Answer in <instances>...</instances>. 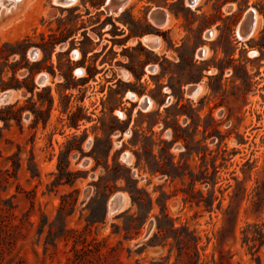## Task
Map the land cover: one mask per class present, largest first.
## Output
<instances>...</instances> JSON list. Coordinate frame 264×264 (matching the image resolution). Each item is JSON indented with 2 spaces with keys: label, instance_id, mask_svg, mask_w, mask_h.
<instances>
[{
  "label": "rangeland",
  "instance_id": "rangeland-1",
  "mask_svg": "<svg viewBox=\"0 0 264 264\" xmlns=\"http://www.w3.org/2000/svg\"><path fill=\"white\" fill-rule=\"evenodd\" d=\"M105 4L0 8V264H264V0H132L117 15ZM151 35L157 51L141 42ZM151 146L177 177L136 165ZM127 171L152 200L140 229L113 183ZM161 210L181 241L157 232Z\"/></svg>",
  "mask_w": 264,
  "mask_h": 264
},
{
  "label": "trees",
  "instance_id": "trees-1",
  "mask_svg": "<svg viewBox=\"0 0 264 264\" xmlns=\"http://www.w3.org/2000/svg\"><path fill=\"white\" fill-rule=\"evenodd\" d=\"M24 41H27V38L24 40ZM88 75H89V77H90V73H88ZM64 78H65V81H67V79H68V76H65L64 75ZM69 78H70V76H69ZM135 78L137 79V80H140V78H138V77H136V75H135ZM63 88L64 89H66V90H68V89H70L71 88V86L70 85H66L65 87L63 86ZM28 92L31 94V96H33V92H34V86H33V84H31V87H29L28 89ZM47 91H48V98H49V105H48V107H49V109L48 110H50V108L51 107H53V103H54V98H53V96L51 95V90L48 88L47 89ZM37 96L38 97H40L39 96V94H37ZM40 99V98H39ZM38 99V103L40 102V100ZM165 110H167V109H165ZM33 111H37L36 113H41L40 112V110H33ZM80 112H82V108L81 107H77L76 108V112H74V113H72V117H70V122H69V125H70V127H73V128H75V129H77L78 128V121L79 120H81L82 118H83V116L81 117H79L78 115H75V114H78V113H80ZM34 113V112H33ZM39 115V114H38ZM37 115V116H38ZM74 116V117H73ZM0 119L2 120V121H6V118H4V116H2V112L0 111ZM113 121L112 122H114L115 124H116V126H118V124H119V121H118V119H112ZM75 122V123H74ZM172 129H173V131H174V135H173V137H174V139L176 140H179V139H182L181 137L182 136H180L179 134H178V130L180 131V128L178 127V125H177V122H175L174 124H173V126H172ZM117 130V128H113L111 131L112 132H115ZM120 130V132H123L124 130L123 129H119ZM135 135L136 136H140L141 134H138V132L136 131H134L133 132V135H132V137H131V139L129 140V143H132L133 142V138H135ZM142 136V135H141ZM143 137V136H142ZM184 139V138H183ZM135 145H136V142H135ZM154 145V144H153ZM152 145V146H153ZM151 146V150L148 152L147 151V149H145V148H143V155H141L140 153H138V152H136L135 153V157H136V165L137 166H140V164H141V162L143 161V159H144V161H145V167H143V169L145 170V168H146V170L145 171H147L150 175H154V174H156V173H160V174H164V175H166L167 177H169V178H173V177H177V176H175V174H173V172L172 171H169V170H163L162 168H161V165H160V163H159V161L157 160V158H156V156H155V154L153 153V147ZM186 151L188 152V153H190V155H192V153H194V151L191 149V148H189L188 146H186ZM143 157H146V158H143ZM161 157V156H160ZM169 157L171 158L170 159V165H171V168L172 169H175L176 167H175V165H174V163H173V156H171V155H169ZM152 160L153 161V163H155L156 164V167L155 168H152L150 165H149V160ZM113 169H124L117 161H114V164H113ZM58 167H59V165H58ZM105 168L107 169L108 168V166H105ZM126 170V169H125ZM128 173H127V176H116L115 178H114V180H113V183L115 184L118 180H120V179H122V180H124V182H125V187L123 188L124 189V191H126L127 192V194L129 195V197H130V200H131V204H132V206H135L136 207V210H137V212H136V214H137V216H136V218H137V221L139 222V227H138V229H140L142 226H143V224L145 223V221H146V218H147V215H148V213L149 212H147V213H145L144 214V211H145V209H144V205H145V202H144V200H143V196H145V199L147 200V202L149 203V211L152 209V200L150 199V197L148 196V194L146 193V192H144V191H142V190H140V189H138L137 188V186H136V182H135V185L133 186V187H130L129 186V184H128V182L129 181H131V177H130V175H129V171H127ZM161 216H162V218H159V217H156V229H157V232L159 233V234H161V235H163V238H165V239H167V238H169V237H173V239L175 240V241H181V239H178V238H176V236H174L175 235V227H174V224H173V222L170 220V218L167 216V214L163 211V210H161ZM162 220H166L167 221V224H163V221ZM165 221V222H166ZM95 222H97V221H95L94 220V217H92L91 218V223H95ZM169 224V230H168V226H166V225H168ZM123 231L125 232V233H127L128 231H129V227H127V226H124V229H123ZM174 232V233H173ZM171 233H173V236L171 235Z\"/></svg>",
  "mask_w": 264,
  "mask_h": 264
},
{
  "label": "bare ground",
  "instance_id": "bare-ground-1",
  "mask_svg": "<svg viewBox=\"0 0 264 264\" xmlns=\"http://www.w3.org/2000/svg\"><path fill=\"white\" fill-rule=\"evenodd\" d=\"M130 1L132 2V0H108V1L106 0V4L103 7V9L105 10V12L107 14L111 13V14L117 15L121 11V9L124 7V5H126L127 3H130ZM15 2H16V0H0V8L4 6L6 9H8V8H10V6L14 5ZM75 2H76V0H52V3L54 5L59 6V7H63V8H67V7L71 6V5H73ZM166 17H167V15H166ZM250 18L251 19H250L249 34H250V32H254L255 31V29L257 27V23H258V18H257L255 13H253ZM155 19L157 20V18H155L153 16V20H155ZM168 22H169V20H168V17H167L166 20L164 21V24L165 23L167 24ZM238 37L239 38L241 37L240 33H239ZM141 42H142L143 45H145L146 47H148V48H150L152 50H156V49L158 50V47H159L158 43L154 39H152L150 41L148 36L143 38V39H141ZM36 81H37L38 84H41V86H43L46 83V78L40 76V77L37 78ZM199 91H200V87L198 85V90L192 97H195L196 95H198ZM4 97H6V94L0 95V102L4 101ZM142 104H143V109L144 110H148V108L151 105V101L146 99V98H144L142 100ZM112 211H113V208L110 205L109 212L111 213Z\"/></svg>",
  "mask_w": 264,
  "mask_h": 264
},
{
  "label": "water",
  "instance_id": "water-1",
  "mask_svg": "<svg viewBox=\"0 0 264 264\" xmlns=\"http://www.w3.org/2000/svg\"><path fill=\"white\" fill-rule=\"evenodd\" d=\"M194 1V0H193ZM51 2H52V0H51ZM164 21L165 20H163V21H160L159 19H155L154 20V22H155V26L156 27H161V26H163V24H164ZM246 36L247 35H241V38H243V39H245L246 38ZM148 38L150 39V41L153 39L152 38V35L151 36H148ZM38 85H40L41 86V84H38ZM197 90H198V85H194V86H190L189 88H188V93H187V96L189 97V98H191L196 92H197ZM4 94H6V92H4V93H2V94H0V95H4ZM122 158L124 159V160H126V156H122ZM120 198L118 197V196H116V197H114L113 199H112V201H111V207L113 208V211H115L119 206H120Z\"/></svg>",
  "mask_w": 264,
  "mask_h": 264
},
{
  "label": "crops",
  "instance_id": "crops-1",
  "mask_svg": "<svg viewBox=\"0 0 264 264\" xmlns=\"http://www.w3.org/2000/svg\"><path fill=\"white\" fill-rule=\"evenodd\" d=\"M76 4V2L74 3V5ZM73 6V5H72ZM72 6H69V7H72ZM68 8V7H67ZM103 12H105V10L101 7L100 8ZM0 17H2V14L0 13ZM166 25V24H165Z\"/></svg>",
  "mask_w": 264,
  "mask_h": 264
}]
</instances>
